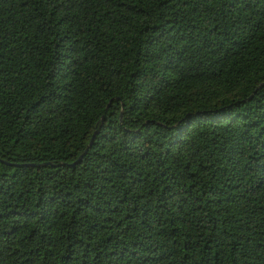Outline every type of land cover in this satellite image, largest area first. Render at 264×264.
<instances>
[{
	"label": "trees",
	"instance_id": "1",
	"mask_svg": "<svg viewBox=\"0 0 264 264\" xmlns=\"http://www.w3.org/2000/svg\"><path fill=\"white\" fill-rule=\"evenodd\" d=\"M0 264H264V0H0Z\"/></svg>",
	"mask_w": 264,
	"mask_h": 264
},
{
	"label": "water",
	"instance_id": "2",
	"mask_svg": "<svg viewBox=\"0 0 264 264\" xmlns=\"http://www.w3.org/2000/svg\"><path fill=\"white\" fill-rule=\"evenodd\" d=\"M93 140V139H92ZM92 140L91 142L89 143V145L87 146V148L84 150V152L82 153V155L80 156V158L87 152V150L91 147V144H92ZM79 158V159H80Z\"/></svg>",
	"mask_w": 264,
	"mask_h": 264
}]
</instances>
